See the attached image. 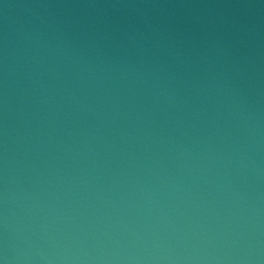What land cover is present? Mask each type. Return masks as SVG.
<instances>
[{"label": "water", "instance_id": "obj_1", "mask_svg": "<svg viewBox=\"0 0 264 264\" xmlns=\"http://www.w3.org/2000/svg\"><path fill=\"white\" fill-rule=\"evenodd\" d=\"M0 264H264V0H0Z\"/></svg>", "mask_w": 264, "mask_h": 264}]
</instances>
